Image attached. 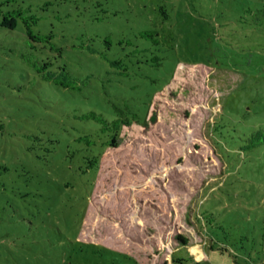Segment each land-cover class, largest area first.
<instances>
[{"label": "rangeland", "instance_id": "374dc122", "mask_svg": "<svg viewBox=\"0 0 264 264\" xmlns=\"http://www.w3.org/2000/svg\"><path fill=\"white\" fill-rule=\"evenodd\" d=\"M0 167V264H264V0H0Z\"/></svg>", "mask_w": 264, "mask_h": 264}, {"label": "trees", "instance_id": "16d2710c", "mask_svg": "<svg viewBox=\"0 0 264 264\" xmlns=\"http://www.w3.org/2000/svg\"><path fill=\"white\" fill-rule=\"evenodd\" d=\"M10 22H12V24H13V21H10ZM24 25H25V32H26V35L28 36V38H29L31 41H34V42H42V41H44V40L49 39L50 36H51V35L40 36V35H38V34H34V33L32 32V29H31L29 23L24 22ZM141 36H142V37H145V38H151V37H152V33H151V31H143V32H141ZM154 59H156V57H154ZM46 66H47V64H43L42 67L45 68ZM62 75H64V74H62ZM64 76H65V78H66L68 81L70 80L69 77H67L66 75H64ZM43 78H44L45 80H53L55 83H59V84L62 85L63 87H69V85H68L67 83L61 82V81H59V80L57 81V77H53V74H50V73H48V72L45 73V74H43ZM117 109H118V108H116V110H117ZM118 111H119L120 114L122 113V111H120L119 109H118ZM88 116L93 117V118H96V119H98V120H100V121H103V120H101V118H99L98 116H96V115L93 114V113H90ZM132 116L135 117V116H136V113H133ZM121 122H122V125H123V126H127V125H129V119H128L127 117H124V118L119 117V118H116V119L112 120V121L109 123L110 126H111V129L116 130V128L119 126V123H121ZM254 135H255V136H259V132H256ZM116 136H117V133L113 132L112 134L109 135V139L106 140V141L104 142V144H107V145H113V144L115 143ZM257 143H259L258 140H257L256 142H254V144H257ZM96 163H97V158H92L91 160L88 161V167L94 166ZM1 168H2V169H1ZM1 170H2V171H5L6 168H4V167H0V171H1ZM207 221H208V220H207ZM176 239L178 240V242H179L180 244H182V245H185V244H186V240H185V238H183L182 236H177ZM178 260H179V259H178Z\"/></svg>", "mask_w": 264, "mask_h": 264}]
</instances>
